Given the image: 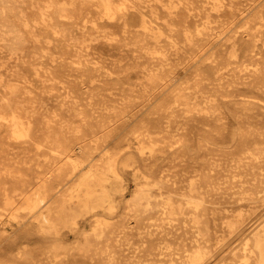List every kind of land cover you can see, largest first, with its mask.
I'll use <instances>...</instances> for the list:
<instances>
[{
	"label": "rangeland",
	"instance_id": "obj_1",
	"mask_svg": "<svg viewBox=\"0 0 264 264\" xmlns=\"http://www.w3.org/2000/svg\"><path fill=\"white\" fill-rule=\"evenodd\" d=\"M263 234L264 0H0V264H259Z\"/></svg>",
	"mask_w": 264,
	"mask_h": 264
},
{
	"label": "bare ground",
	"instance_id": "obj_2",
	"mask_svg": "<svg viewBox=\"0 0 264 264\" xmlns=\"http://www.w3.org/2000/svg\"><path fill=\"white\" fill-rule=\"evenodd\" d=\"M14 124H15V127H18L19 121L16 119ZM114 173L115 172L113 169L112 171L106 172L105 175H100V176H97L95 178L86 177L85 179H83L82 181L77 183V185L75 187H73L72 190L77 191V192L84 191L83 194H78L79 196L82 195L81 201L84 203V205L92 204L93 206H97V205L102 204L104 202H108L110 204V206L112 207L113 202H111V199H110V192L107 189V187L105 186L104 181L108 175L115 176ZM98 185L102 186V191L100 193L98 192L99 191ZM43 193H44V195L39 194L36 198L37 205L41 206V207L45 206V204L42 201H43L46 193L45 192H43ZM54 196H56V195H54ZM74 196H75V194L72 195V197H74ZM60 201L64 205L67 202V199L66 200H60ZM46 219H47V217H46ZM258 246L260 248V256L258 259L259 264H264V234L258 238ZM198 257H199V259H201V255Z\"/></svg>",
	"mask_w": 264,
	"mask_h": 264
}]
</instances>
